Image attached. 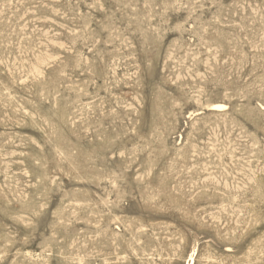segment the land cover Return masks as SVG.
<instances>
[{
	"label": "rangeland",
	"instance_id": "rangeland-1",
	"mask_svg": "<svg viewBox=\"0 0 264 264\" xmlns=\"http://www.w3.org/2000/svg\"><path fill=\"white\" fill-rule=\"evenodd\" d=\"M191 257L264 264V0H0V264Z\"/></svg>",
	"mask_w": 264,
	"mask_h": 264
},
{
	"label": "bare ground",
	"instance_id": "bare-ground-1",
	"mask_svg": "<svg viewBox=\"0 0 264 264\" xmlns=\"http://www.w3.org/2000/svg\"><path fill=\"white\" fill-rule=\"evenodd\" d=\"M222 106H225V105H222V104H217L216 105V107H222ZM186 264H194V258L191 257V259Z\"/></svg>",
	"mask_w": 264,
	"mask_h": 264
}]
</instances>
